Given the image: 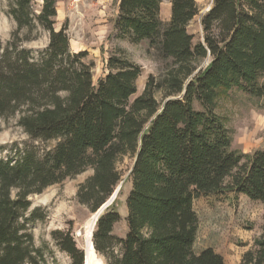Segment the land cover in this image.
Segmentation results:
<instances>
[{"label": "trees", "instance_id": "obj_1", "mask_svg": "<svg viewBox=\"0 0 264 264\" xmlns=\"http://www.w3.org/2000/svg\"><path fill=\"white\" fill-rule=\"evenodd\" d=\"M33 1L9 3L15 29L0 43V118L17 115L32 142L55 144H32L14 158H0V264H46L29 227L45 215L34 209L26 217L30 196L91 169L76 198L95 213L122 181L124 157L132 159L126 233H112L121 219L113 201L92 236L105 264H224L213 248L195 249L193 203L228 190L264 208V149L231 150L216 113L217 101L232 88L264 99V0H212L195 44L187 26L199 14L196 0H169L166 23L160 19L164 0H118L115 38L146 40L165 61L163 73L149 75L133 99L138 65L110 56L94 85L87 52L70 50L67 22L55 26L56 0H42L39 10ZM41 32L48 37L44 49L22 46ZM52 237L73 264H83L69 233ZM239 264H264V234Z\"/></svg>", "mask_w": 264, "mask_h": 264}, {"label": "rangeland", "instance_id": "obj_2", "mask_svg": "<svg viewBox=\"0 0 264 264\" xmlns=\"http://www.w3.org/2000/svg\"><path fill=\"white\" fill-rule=\"evenodd\" d=\"M199 14L187 26V32L193 37V44L202 41L203 33L200 25L201 16L207 12L212 0H196ZM10 0H0V43L5 45L11 38L15 23L8 14ZM42 0H34L32 7L39 10ZM117 0H56L58 16L56 28L67 22L70 50L86 51V61L92 63V81L107 73V59L116 56L138 65L141 73L136 80V94H141L149 75L158 77L165 68L156 51L144 40L138 44L114 36L113 20ZM66 15V16H65ZM165 8L160 19L166 23ZM48 43L47 34L38 33L34 40L24 42L23 47L34 51L42 50ZM209 58L200 63V68L208 64ZM157 98L160 96L157 94ZM195 108L199 109L195 104ZM216 113L224 119V126L231 137V150L251 154L264 149V99L250 96L236 88L229 90L226 96L217 101ZM18 116L0 118V158H14L15 152L25 146L37 145L40 149L51 148L55 142H32L17 124ZM132 159L124 157L118 164L122 172V181L117 185L118 192L114 198L115 207L121 215L120 221L114 226L113 234L123 237L126 233L124 221L126 210L124 201L130 190L127 179ZM91 169L65 179L59 184L46 188L41 194L29 197L31 206L26 213L36 209L37 216L45 215L44 219H36L29 223L36 247L40 248L46 264H73L72 258L60 250L53 232L69 233L75 247L86 253L88 232L95 213L78 202V187L92 175ZM114 190V192L116 191ZM113 192V193H114ZM194 210L198 217L197 243L202 245L207 237L214 248L224 252L230 263L236 261L235 256L253 248L254 240L264 234V208L259 202L249 200L245 196L225 190L209 197L194 200ZM90 221V222H89ZM90 225V226H89ZM96 228V219L91 228L90 241ZM211 237V238H210ZM96 252V251H95ZM229 254V255H228ZM83 264H85L83 259ZM96 264H105L96 252Z\"/></svg>", "mask_w": 264, "mask_h": 264}, {"label": "crops", "instance_id": "obj_3", "mask_svg": "<svg viewBox=\"0 0 264 264\" xmlns=\"http://www.w3.org/2000/svg\"><path fill=\"white\" fill-rule=\"evenodd\" d=\"M117 5H118V0H117ZM117 5H116V9H115L114 18H115L116 14H117ZM163 7L165 8V15H166V18L165 19L168 22L169 21V18H170V8H171V5H170L169 0H164L161 3V5H160V16L162 14ZM58 14L59 13H58V9H57V16H56V18L57 17L59 18ZM241 196H244V195H241ZM207 247L213 248L216 253L220 254L222 256L223 260H224V264H239L240 263V260H241V256L244 253V252H241L240 254L238 253V255L235 256L236 261H234V263H230V260L227 259L226 254L224 252H222V251L214 248L213 245L211 244L210 240L207 237H204V240L202 241V245L201 246L198 245L197 239H196V243H195V249L196 250L199 251V250L204 249V248H207Z\"/></svg>", "mask_w": 264, "mask_h": 264}, {"label": "bare ground", "instance_id": "obj_4", "mask_svg": "<svg viewBox=\"0 0 264 264\" xmlns=\"http://www.w3.org/2000/svg\"><path fill=\"white\" fill-rule=\"evenodd\" d=\"M99 215H100V212L98 211L93 216L94 218H93L92 223H91L90 231L88 232L87 247H86V253H85V256H84L85 264H96V252H95V250H94V248L92 246V243H91L89 238H90V235H91V228L94 225V219L98 218Z\"/></svg>", "mask_w": 264, "mask_h": 264}, {"label": "water", "instance_id": "obj_5", "mask_svg": "<svg viewBox=\"0 0 264 264\" xmlns=\"http://www.w3.org/2000/svg\"><path fill=\"white\" fill-rule=\"evenodd\" d=\"M209 10V9H208ZM207 10V11H208ZM117 192H118V189H116V191L112 194V196L108 199V201L106 202V203H104L98 210H97V212L99 211L100 212V214L103 212V210L105 209V208H107L113 201H114V198H115V196H116V194H117ZM96 220H97V218H96ZM92 246H93V244H92Z\"/></svg>", "mask_w": 264, "mask_h": 264}, {"label": "built area", "instance_id": "obj_6", "mask_svg": "<svg viewBox=\"0 0 264 264\" xmlns=\"http://www.w3.org/2000/svg\"><path fill=\"white\" fill-rule=\"evenodd\" d=\"M76 1H77V0H72V2H74V3H75Z\"/></svg>", "mask_w": 264, "mask_h": 264}]
</instances>
